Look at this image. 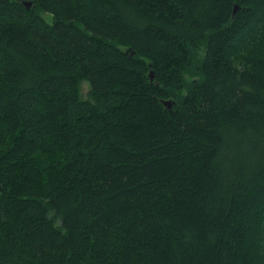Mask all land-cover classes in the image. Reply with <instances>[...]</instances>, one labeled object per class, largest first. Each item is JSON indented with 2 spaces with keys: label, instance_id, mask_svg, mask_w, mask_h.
Instances as JSON below:
<instances>
[{
  "label": "trees",
  "instance_id": "trees-1",
  "mask_svg": "<svg viewBox=\"0 0 264 264\" xmlns=\"http://www.w3.org/2000/svg\"><path fill=\"white\" fill-rule=\"evenodd\" d=\"M0 264H264V0H0Z\"/></svg>",
  "mask_w": 264,
  "mask_h": 264
},
{
  "label": "water",
  "instance_id": "water-1",
  "mask_svg": "<svg viewBox=\"0 0 264 264\" xmlns=\"http://www.w3.org/2000/svg\"><path fill=\"white\" fill-rule=\"evenodd\" d=\"M27 10L30 9L32 3L30 1H22L21 3ZM237 12V6L234 7L233 9V16L236 14ZM148 77H149V80L150 81H153L154 77H155V74H154V71H150L149 74H148ZM157 85V83H156ZM160 103L164 106L165 109L167 110H171L173 108V106L175 105V102L171 99H167V100H164V99H160L159 100Z\"/></svg>",
  "mask_w": 264,
  "mask_h": 264
},
{
  "label": "rangeland",
  "instance_id": "rangeland-1",
  "mask_svg": "<svg viewBox=\"0 0 264 264\" xmlns=\"http://www.w3.org/2000/svg\"><path fill=\"white\" fill-rule=\"evenodd\" d=\"M44 17L46 18V20L50 21V18H51V17H50L49 15L45 14ZM149 72H150V71H149ZM148 74H149V73H148ZM88 89H89L88 84H87L86 82H84V83L82 84V86H81V90H80V96H81L82 99H85V98H86V96H87V92H88ZM171 100H172V99H171Z\"/></svg>",
  "mask_w": 264,
  "mask_h": 264
}]
</instances>
